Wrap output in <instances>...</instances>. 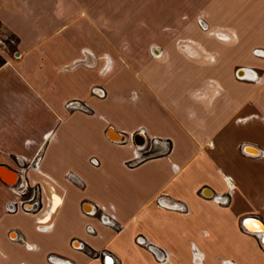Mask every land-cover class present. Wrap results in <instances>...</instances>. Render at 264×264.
Instances as JSON below:
<instances>
[{"label":"crops","instance_id":"obj_1","mask_svg":"<svg viewBox=\"0 0 264 264\" xmlns=\"http://www.w3.org/2000/svg\"><path fill=\"white\" fill-rule=\"evenodd\" d=\"M9 38L0 166L21 180L0 179V264H264V0H0ZM110 129L171 150L142 159ZM35 190L41 213L8 212Z\"/></svg>","mask_w":264,"mask_h":264},{"label":"built area","instance_id":"obj_2","mask_svg":"<svg viewBox=\"0 0 264 264\" xmlns=\"http://www.w3.org/2000/svg\"><path fill=\"white\" fill-rule=\"evenodd\" d=\"M254 54L256 56H258V57L264 58V49L255 50L254 51ZM245 74H246V71H245ZM238 79H240V80H252L251 76L250 77H247L246 75H240V74L238 76ZM98 91H99V93H103V91L100 90V89H98ZM66 106H67L68 109H71V110H83L85 112L88 111L87 108L85 109L83 107L84 105L82 104V102L81 101H78V100L70 101L69 103H67ZM137 134H142L146 138L145 131H143V130H140L137 133L131 134L130 135V138L133 140L134 137ZM165 144L167 146L169 145L168 142H165ZM133 145L136 148V152L135 153H137L138 151H142L147 146V145H145L144 147H141V146H139V145H137L135 143H133ZM132 162L133 161H131L129 163L131 164ZM92 164L95 165V166H97L98 165V162L94 159V160H92ZM227 186H228V189L229 190H232V187L229 186L228 183H227ZM34 198H35V195L32 196V198L30 199V201L31 200L33 201ZM163 199H164V197H161L159 199V201H158L160 207L167 208V209H174V210L180 211V212L185 213V214H189L190 213V211H189V209L187 207L178 206V205H175V204L164 203L163 202ZM212 200H213V202H215L217 204H228V199L226 197H224V196H217V197L213 198ZM7 210H8L9 213H16V212H18L20 210H24L26 212H31L32 211V206H29V204L26 201H22L21 203H10L8 205V207H7ZM88 213L89 214H97V211L96 212L95 211H92V212H88ZM100 218H101V221H102L103 224L108 225V226H111V227H114V228H118L115 217L113 215H111V214H108L106 212V209L105 208H102V211H101V214H100ZM88 230L90 232H92V233L95 232V230L91 226L88 227ZM137 241H138V243L140 245L147 246L153 252L155 250H157V248H155L154 245L151 242L147 241V239L145 237H138L137 238ZM103 256H104V254H101V255H99V257H97V259L102 260ZM158 260H159L160 263H167L168 260H169V257H167V255L162 254V256L160 258L158 257ZM49 261L51 263H53V264H65L63 262L56 261L54 259V257H50L49 258Z\"/></svg>","mask_w":264,"mask_h":264},{"label":"rangeland","instance_id":"obj_3","mask_svg":"<svg viewBox=\"0 0 264 264\" xmlns=\"http://www.w3.org/2000/svg\"><path fill=\"white\" fill-rule=\"evenodd\" d=\"M12 48H13V43H12L10 38L5 40V41H3V40L0 41V63L4 61V57L7 54H12V55L14 54L13 53L14 51ZM154 51H156L158 54V51L155 50V48H153L152 49L153 55L154 54L156 55V53H154ZM110 71H111V68H106V69H104V74L109 73ZM98 89L102 90L103 93H99ZM105 92L106 91L101 87H96L95 89H93V95L95 94L99 98H104L106 96ZM82 104L84 105L83 107L85 109L87 108L88 111L87 112H85L83 110H81V111H83L85 113H91L92 112V110L90 109V107L88 105H86L85 103H82ZM127 141H129L130 144L135 143L134 139L132 140L130 138V136H129V140H126V142ZM165 142H167V141H165ZM145 145H148V147L146 146L142 151H140V153H142V156L140 158H142V159L161 157V156L167 155L168 152L171 150V145L167 146L166 144L160 143V145L158 144V146H157L156 140H153V139H149V140L147 139V143ZM145 145H142L139 143V146H141V147H144ZM137 160L138 159L135 158V160H133V162L131 164L129 163L128 165L133 166L134 164H136ZM14 183L15 182H12L10 184L12 185ZM31 195H32V191L28 194L27 198L30 197Z\"/></svg>","mask_w":264,"mask_h":264},{"label":"water","instance_id":"obj_4","mask_svg":"<svg viewBox=\"0 0 264 264\" xmlns=\"http://www.w3.org/2000/svg\"><path fill=\"white\" fill-rule=\"evenodd\" d=\"M113 134H116V135H120L118 134L117 132H115L114 130L110 129L108 131V135L113 139ZM125 141L122 137L121 141ZM134 142L139 145L142 144V145H145L147 143V140L146 138L142 135V134H137L135 137H134ZM8 174V175H7ZM8 176V177H7ZM0 179L5 182L7 185H11L10 183L12 182H15L14 184L12 185H16L20 182V177L18 176V174L13 171V170H8L7 167L5 166H0ZM22 182V181H21ZM23 185V183H20ZM206 193H208V195H211V191L209 189H206ZM264 244V243H263Z\"/></svg>","mask_w":264,"mask_h":264},{"label":"flooded vegetation","instance_id":"obj_5","mask_svg":"<svg viewBox=\"0 0 264 264\" xmlns=\"http://www.w3.org/2000/svg\"><path fill=\"white\" fill-rule=\"evenodd\" d=\"M156 143L158 144L159 142H156ZM32 192H33L32 195L30 197L26 198L25 201L29 204V206H32V211H34L36 214H39V213H41L44 210V207H43V204H42V200L37 197L36 190L35 191H32ZM54 194H56V193H54ZM34 195H35L34 200L33 201L32 200L30 201V199ZM27 196H28V193H25V197H27ZM54 208H56V207H53V209ZM263 234H264V230H262L261 239H264Z\"/></svg>","mask_w":264,"mask_h":264},{"label":"bare ground","instance_id":"obj_6","mask_svg":"<svg viewBox=\"0 0 264 264\" xmlns=\"http://www.w3.org/2000/svg\"><path fill=\"white\" fill-rule=\"evenodd\" d=\"M119 53V52H118ZM248 73L246 72V74H245V72H240V75H247ZM122 137H123V139L126 141V139H125V136H123V135H116V134H113V140L114 141H116V142H119V141H121V139H122ZM246 151L247 152H250L252 155L254 154H258V151L257 150H255V152L253 153V151L251 152V151H249L248 149H246ZM212 197V196H211ZM210 197V198H211ZM53 199H54V205H53V207H56L58 204H59V202H60V198H59V196L57 195V194H54V197H53ZM87 210L89 211V212H92L93 211V209H92V207H90V206H87ZM49 214L46 216V218H44V221H46L47 219H49Z\"/></svg>","mask_w":264,"mask_h":264},{"label":"trees","instance_id":"obj_7","mask_svg":"<svg viewBox=\"0 0 264 264\" xmlns=\"http://www.w3.org/2000/svg\"><path fill=\"white\" fill-rule=\"evenodd\" d=\"M4 64V61L0 63V66H2Z\"/></svg>","mask_w":264,"mask_h":264}]
</instances>
